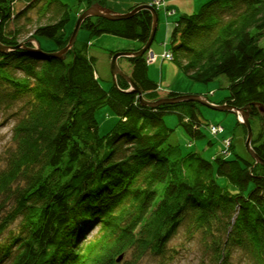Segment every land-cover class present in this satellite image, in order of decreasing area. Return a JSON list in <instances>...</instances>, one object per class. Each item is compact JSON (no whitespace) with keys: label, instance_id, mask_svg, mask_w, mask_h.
I'll return each mask as SVG.
<instances>
[{"label":"trees","instance_id":"16d2710c","mask_svg":"<svg viewBox=\"0 0 264 264\" xmlns=\"http://www.w3.org/2000/svg\"><path fill=\"white\" fill-rule=\"evenodd\" d=\"M80 1L88 7L107 0ZM25 2L17 12L16 0H0V42L32 46V37L44 52L65 46L70 4ZM35 5L48 16L30 27L27 10ZM151 14L142 9L122 20L88 17L81 28L91 36L137 40L139 49L150 35ZM173 25L171 60L196 81L226 75L229 94L217 102L251 105L250 122L260 123L251 146L264 159V112L253 104L264 105V0H208ZM88 43L76 41L63 59L24 47L0 51V106L8 99L18 117L0 165V204L10 207L0 215V264H120L119 254L137 259L163 252L180 227L203 236L221 232L211 244L217 264H233L230 252L237 248L250 264H264V165L250 155L206 159L169 142L168 112L177 114L190 139L204 137L208 123L198 102L141 105L120 76L104 88ZM144 57H127L126 69L144 97L155 100L162 96ZM102 105L118 119L98 134L94 112Z\"/></svg>","mask_w":264,"mask_h":264},{"label":"rangeland","instance_id":"374dc122","mask_svg":"<svg viewBox=\"0 0 264 264\" xmlns=\"http://www.w3.org/2000/svg\"><path fill=\"white\" fill-rule=\"evenodd\" d=\"M70 4V18L65 25L64 31L66 34L74 28L76 19L81 12L88 8L84 7V2L80 0H62ZM148 1H156L160 3L161 0H107V7L117 12H126L130 6L139 3H147ZM167 3L161 6H157L159 9V20L157 25V31L154 35L155 38L151 44V48L148 49L143 55L145 59H150L148 64V75L156 81L158 87L156 88L161 96H167L169 91H174L177 94L191 93V94H203L209 98V101L215 104H221L217 101L222 100L229 94L228 79L226 75L220 74L210 81L202 82L193 80L180 69L177 65L168 59H161L163 54L168 49L170 42V34L173 29V23L181 13H194L198 11L201 5L208 0H166ZM25 0H16L14 5L15 11H19L25 8ZM89 6V5H88ZM84 7V8H83ZM168 8L174 9L172 13L168 11ZM39 5H35L27 10V15L31 18L30 27L37 22H44L47 19L48 14L43 15L40 12ZM95 17V16H91ZM87 19V18H86ZM85 19V20H86ZM94 20V18H92ZM84 20V21H85ZM264 31V30H263ZM43 46L47 49L53 47L54 43L50 38L40 39ZM45 40L50 42L48 47L45 45ZM78 43H84L88 41V53L94 56L96 76L99 77V81L104 88H110L114 83V78L111 71V53L117 51H129L134 50L140 46V42L130 38H124L111 33H103L99 35L91 36L86 29L80 28L78 31L77 39ZM260 44L264 45V37L259 40ZM76 43V42H75ZM27 46V44H25ZM40 46V45H39ZM42 50V49H41ZM155 57L154 60L153 57ZM155 55V56H154ZM127 57L122 56L117 58L121 68L129 73L127 67ZM129 84V83H128ZM176 95V94H175ZM0 106V165H4V152L12 146V128L16 123L18 117L12 115L15 111V104H12L8 99H5ZM198 108L201 112L203 120L210 124H220L224 128L223 133L211 134L208 130V125H202L204 137L200 139H190L185 132L177 125V114L174 112H168L165 114V123L167 127L173 128L168 141L173 143H180L184 147H188L189 150L198 151L206 159H212L215 154L227 155L226 157L239 154L242 158L250 159L251 156L245 148V131L242 124V116L240 113L236 114L229 110H217L207 105L198 103ZM95 117L98 121V134H104L109 131L117 121L118 117L108 105H102L95 110ZM237 115V116H236ZM239 121L240 123H238ZM251 123V122H250ZM253 136L259 129V119H252ZM246 128V127H245ZM247 134V133H246ZM231 137L230 150H223V139ZM230 151V152H229ZM250 155V156H249ZM252 157V156H251ZM253 158V157H252ZM217 181L220 183H226L225 178L217 177ZM236 191V190H231ZM9 204H0V215L4 214V211L8 210ZM13 224L12 227H15ZM186 228L180 227L178 231L166 242L164 251L158 253L148 251L144 253L140 258L132 259L129 254L125 257L121 254V257L117 260L120 264H129V261H134L132 264H217L216 256L211 247L212 240L222 238L221 232L210 233V236H203L200 231L190 234ZM231 261L233 264H250L246 251L244 249H232ZM118 257V256H117ZM5 264V263H1Z\"/></svg>","mask_w":264,"mask_h":264},{"label":"water","instance_id":"95a60500","mask_svg":"<svg viewBox=\"0 0 264 264\" xmlns=\"http://www.w3.org/2000/svg\"><path fill=\"white\" fill-rule=\"evenodd\" d=\"M142 9H147L152 13L151 14L152 15V25H150L151 26L150 35L147 41L139 49L129 50V51H117L112 54L110 66H111V71H112V75L114 78L113 79L114 83L117 84L116 79L118 76L122 77V79L124 78V80H126L129 83V88L126 90L131 91V92H136L138 95L137 100H139L141 105L156 107L162 104H171V103H177L181 101H195V102L207 105L208 107H211L213 109L229 110V111L235 112L236 114L240 113V115L243 118L241 122L244 125V127H246V130H247V134L245 136L246 137L245 148L247 149L248 153L254 158L255 163H260L264 165V159L261 158L251 146L253 129L250 123V116H249L250 110H251L250 104L243 105L242 107L241 106L236 107L227 102H224L221 104H218V103L215 104L209 101V98L206 97V95H203V94L197 95V94H191V93H180V94L169 95V96L167 95V96L156 98L155 100H148L144 97L142 89L132 79L130 74H128L121 68V66L118 63L117 58L119 57L122 58V56H126V57L142 56L147 51V49L150 48L149 46H151L155 38L154 35L156 34V31H157L159 16L157 15L158 12L156 8L150 5V3H140V4L135 5L132 9L126 12H117V11L112 10L110 7H107V5H103L95 1L91 3L88 6V8L84 9L81 12V14L78 16V18L76 19L74 28L72 29V33L68 39V42L62 48L54 50V51L44 52L43 50H41L39 43L36 42L34 38L30 37L29 41L33 43L32 46H26L25 41H21L19 42V44L15 46L2 44L0 42V51L6 53L8 51L18 49L20 47H24L27 50L32 51V52H41V53H44L46 56H52L58 59H63L66 56V53L74 46L76 39H77L78 31L80 30L79 28H81V25L86 18L95 16L98 18L101 17V18H106L110 20H122V19L130 18V16L132 17L133 15H135L138 11ZM253 104L258 106L259 111L261 113L264 112V105H262L261 103H255V102ZM120 257H121V254H119L115 260H118Z\"/></svg>","mask_w":264,"mask_h":264},{"label":"built area","instance_id":"2783aa9c","mask_svg":"<svg viewBox=\"0 0 264 264\" xmlns=\"http://www.w3.org/2000/svg\"><path fill=\"white\" fill-rule=\"evenodd\" d=\"M164 3H165V0H161L160 3L156 2V1H152L150 5H155L156 7H157V6L159 7V6H161V4L164 5ZM168 11H170V10H168ZM170 12L172 13V11H170ZM154 56H155V55H154ZM151 57H153V54H151ZM161 57H162V58L171 59V53H170L169 51H165L163 54H161ZM154 59H155V57H153L152 60H154ZM149 60H150V59H149ZM149 60L146 59V62L149 63ZM209 130H210V132H211L212 134H217V133L222 132V131H223V128H222L221 125H218V124H211V125L209 126ZM224 143H225L226 148H228V146H229V144H230V140H229V139H226V140H224ZM226 148H225V149H226Z\"/></svg>","mask_w":264,"mask_h":264}]
</instances>
